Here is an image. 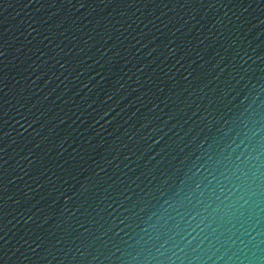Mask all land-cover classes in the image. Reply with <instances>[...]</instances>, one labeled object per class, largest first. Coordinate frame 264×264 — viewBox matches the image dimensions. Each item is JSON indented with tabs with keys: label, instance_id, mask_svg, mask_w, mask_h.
I'll list each match as a JSON object with an SVG mask.
<instances>
[{
	"label": "water",
	"instance_id": "95a60500",
	"mask_svg": "<svg viewBox=\"0 0 264 264\" xmlns=\"http://www.w3.org/2000/svg\"><path fill=\"white\" fill-rule=\"evenodd\" d=\"M0 264H264V0H0Z\"/></svg>",
	"mask_w": 264,
	"mask_h": 264
}]
</instances>
